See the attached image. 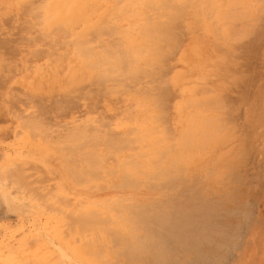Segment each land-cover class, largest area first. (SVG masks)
I'll return each mask as SVG.
<instances>
[{
  "label": "rangeland",
  "instance_id": "374dc122",
  "mask_svg": "<svg viewBox=\"0 0 264 264\" xmlns=\"http://www.w3.org/2000/svg\"><path fill=\"white\" fill-rule=\"evenodd\" d=\"M258 13H259V15L264 14V12H262V11L258 12ZM16 14H17V12H15V11H13L11 13H7V14L0 13V69L3 67V70H0V165H1L0 167L1 168L4 167V168H2L3 173L0 171V175L4 174L6 172L4 175L5 176L4 180L1 177L2 175L0 176V178H1L0 181H4V182H1V183H3L2 186H4V188H2V186L0 185L1 186L0 187V195H2V197L0 198V264H68V263L69 264H141L140 262L142 261L139 259H136V260L134 259L135 261H133L132 258L127 257V254L123 255V256H126V258H125V257L121 256V252L122 253H125V252H123L120 249H112L113 247L116 246L117 241H119V240H115L114 236L110 237V235L108 234V236H109V237H107L108 239L105 236V238L107 240L104 239L103 243H104V241H105V243L101 244L100 241H102V240L99 241V238L100 237L102 238V236L98 235L99 232H97L98 234H97V237L95 238V236H96L95 231H99V229L94 231L93 229L89 228V230L91 229L92 232L90 231V233H88L89 232L88 229H86V227L84 226L85 227L84 229L87 230L88 232H83V230L82 231L79 230V233H76L78 230L76 232L74 231V233L72 232V228H75V230H76V227H78L77 224L73 225L72 223H75V220H77V219H75L76 214H78L77 211L84 207V204L82 201L97 200V202H100V203H97L95 208L98 209V211L100 212V211H102L100 208L101 205L107 204V203H105V199L109 198L108 199L109 201H113L117 197H120V199L121 198L123 199L124 196H125V198H128V195L130 194V189H129V187H126V186L122 187V185H119V186H118V184L115 185V183L113 181H111L112 182L111 185L112 186L115 185L116 187H110L111 186L110 183L108 184V185H110L109 187L107 184L104 185L105 183L103 184L104 186L103 185L99 186V185H96L94 183H92V184L86 183V184L92 185L90 187L84 183L83 184L79 183L77 178H76V180H73L74 178L72 179V177L70 176V173H69L71 171L68 172V169H65V168H67V166L65 168H63V166H64V162H63L64 160L63 159L64 158H61L63 151L61 152V150L56 148V146H58V147H60V146L56 145L55 139H52L53 142L55 143L54 144L52 142L54 144V145L52 144V146L50 145L51 141L50 142L48 141V138H51V137L53 138L54 136L50 137V135H48L49 137H47L42 131L41 132L44 134L43 136L46 137V139L44 137L45 141L42 140L43 136L38 135V134H41V132L37 133V135L39 137H37V135L35 136V137H37L36 140L29 138L30 135L28 137L26 136L27 135L26 130L29 131V128L31 125L25 126L27 128H25L23 125H22L23 127H21V122H23V120L25 123L26 122L28 123V121L31 123L33 121V119H32L33 117H31V119L28 117L29 114L31 113V111L28 109V107L32 108L33 110L37 109V111L41 110L38 108L43 107L42 108L43 110L39 111L40 114H39V112H37L36 115L39 114V115H43L44 117L43 116L39 117V115H37L39 119L36 117V120H37L36 121L35 120L36 115L34 116L35 111H32V112H34L32 115L34 116V120H35L36 124L40 123L42 121L40 118H43V119L45 118V120H47L50 127L48 125H47V127H45L43 125L41 126V123H40V126L42 128H44V127L48 128L49 127V129H46V130L50 131L51 132V133L49 132L50 134H52L53 132H56V131H54L53 126H55L54 127L55 130H56V125L61 126L60 130H62L63 129L62 126L64 127V126H66V124L71 125V123H74L76 125H79V124L82 125V124H89V123L93 124V122H95L94 123L95 125L94 124L93 125L97 126L98 128H101V126H102L101 122H102V120L104 121V118H105V120H106V118L111 119L110 123H112V124L109 123V125H111L113 127L118 122L117 120H119V116L121 115L120 113L118 114V112L120 111V108L117 105L116 99L114 97L115 93L116 94L121 93V92L129 93V92H134L135 89H136V91L137 90L140 91V89L144 87V89H142L143 91H148V93L150 95L155 94L154 98L157 97L156 98L157 100L163 102L165 100L164 99L165 96H164V98L162 96L165 95V93L164 94L161 93V95H159L160 94L159 91L164 92L166 90L165 91L166 92V98H168V99H166V102L165 101L163 103L161 102L163 108L165 107L161 111H165L166 108L169 109L168 113L169 112L170 113L169 114L167 113L168 116H166V118H170V120L164 119L165 118L164 115H166V114H164L165 112L164 113L161 112L164 114L163 115L164 117L161 116L160 122H163L165 124V126L168 129H170L169 131H171V128H173L172 130L175 132V134H177V133L181 132V130L184 129V127L186 126V123L188 120V113L186 115V114H184V112L189 111V109L184 110V109H182V107L180 108L179 104H181L183 101V100L182 101H180V100H181V98L184 99V97H187V95L189 96L188 91L186 89H188L189 87L193 88V85L195 86L194 89H197L196 91L198 92V94H200L201 91H198L199 88H196L197 85L200 86V89H202L201 88L202 85L203 86L205 85V88L207 85L208 86L207 89L209 88V91L205 92V88H203L204 92L201 94L206 93L204 95H207L208 93H212V95L209 94L210 96H208V95L207 96L212 97V98L214 97L212 99V101L207 105V107L202 108V110H205L203 112V115L208 112L206 115L209 118H206L204 116L205 119H210V117H213L214 119H217V121L219 120V122H220V120H222V122L224 121V125L222 124V122H220V124H222V125L218 124V136L221 137V141H223V142L218 143L219 146L216 149L217 154H219V151H222V153L224 154V157L222 159L216 161L215 159L217 158V155H216V152H214L211 155H209L207 158H204L203 163L204 162H206V163L204 164L203 167H201V169L203 171H201V169H199V166H198V168H196V170H195L196 172L194 174H192V175L188 174L187 175V177L188 176H190V177L187 178L188 181L186 183L194 188V193L192 195L183 194L181 197L180 194L176 193V190L168 189L171 191V192L169 191V194H172V196L175 197V199L170 200V198L168 199V197H166V198L164 197L163 200H160V201H163L164 203L160 202L159 200L154 201V202L153 201L150 202L149 207H154V208H152V209L148 208V209H146V211H149L150 214H154V215L148 216L149 215L148 213L143 214V217H145V218L147 217L148 222H150V223L146 224L145 226H147V225L149 226V224L151 225L152 219L154 220V221H152V223L154 222L153 225L156 223H157L156 225H159V224L161 225V226L159 225L160 228L158 226H156L158 228H156L154 226L155 227V228L153 227L155 229V230L153 229L154 231L153 230L150 231L152 229V227H149L150 229L145 227V230L148 229V231H150L151 234L155 233L156 231H159V230L162 231V229L164 228L165 224H163L164 222H162L160 220L161 217L155 218V216H157L158 214L164 213V211L165 212L167 211L166 212L167 215L164 216L167 219L163 218V221L166 220L165 223L168 220H170V218H172L171 219L172 221H168V222L175 221L176 217L174 215H176V213H177V215H179V213L183 214L182 216H185L187 218L181 219L180 226L182 225L181 227L184 226L185 228L183 227L182 229L177 230L176 234H174V233L170 234L171 231H169L167 227L164 228L165 230L162 231L163 234L166 233V238L168 239L167 240L165 238L166 241H170V240L173 241L171 239V236H172V238L175 237V240L177 239V236H179L182 239V241L179 243V240H180V238H179V239H177L178 243H176L177 241L175 242V240H174L173 244L171 241L168 242V244L173 246L174 248L166 247V249L164 250L165 247L164 248L162 247V249L160 247H157L159 250L156 248L157 252H156V255L153 257L154 259H152V258L150 259L149 258L150 255H147V253H145L143 251L142 252L143 255H146L147 258L144 259V261H142V263L144 264V262H145V264H264V16L262 15L260 18H258V19L256 18L257 20L255 19V21L253 22V25H251V27L249 29V30L253 29L252 33L249 30L246 32V34H240L239 33L240 35H238V36H240V38H238V39H237L238 36L232 35L233 37H230L231 38V39L229 38L230 40L225 39L229 42V44L227 41L225 42V40H222L220 38H216V39H214V41H217L218 45H215V44L207 45L202 51L194 50L192 45H190L191 46L190 47L189 43L191 44L192 38L191 37L189 38V35L184 36L185 32H183L181 27L180 28H181L182 32H179L180 28H179V30H177L178 26H175L177 28V29H175V27L172 25L174 29H172V26H171V29H169V31L172 32L171 34H173V33L175 34V35H173L174 38L176 36H178V38L181 37L182 33H183L184 37H181L180 39L177 38L178 41L181 42V44L178 43L176 48H171L170 52L171 53H173L174 51L175 52H174V57L171 54L172 56H170L171 57L170 61L173 60V62H174V60H175V62H177L176 61L177 58H179L181 56L179 58L180 60L178 59L177 63L168 62L169 64L167 65V68L165 69V70H167L166 72H168V73L164 72L165 76L166 75L167 76L165 77L164 73H163V75H161L162 78H160L159 74H158L155 77H153L154 83L151 81L150 84H146L147 86L145 84H139L138 83L136 88H134L135 86H133V84L136 85L137 83H135L134 81H129V80H121V82L112 80L109 82V84H107V83H105V84L104 83H94L93 84L92 82L91 83L90 82L89 83L84 82L85 84L82 83V84L76 85L75 88H73L75 85H72L71 86L72 88L67 87L66 90H64L61 87H55V89L51 90V92H49V90H44L40 94L39 91H34V90L30 89L23 82V79L25 78L26 72L23 70L22 67H21L22 71L20 69V66H22L20 59L22 57L23 49L28 44H30L29 41L32 39L33 33L30 31H25V30L23 31L22 29H20V27H17L14 25L15 23H17V21L15 19ZM254 23H256V25ZM2 26H6V27L1 28ZM252 27H255V28H252ZM247 33H249V35ZM179 34H180V36H179ZM30 35H31V37H30ZM242 35H244V36H242ZM245 36L247 38H245ZM235 37H236L237 41L233 42L232 45L230 46V43L232 42V40ZM241 37H243L244 39H241ZM3 38H4V40H3ZM182 38H184V39H182ZM187 39H189V40H187ZM238 40H241L242 42H240ZM218 41H220L221 44H219ZM171 43H169V44H171ZM185 43H187V44H185ZM207 43L208 42H205V44H207ZM238 43H239V45H238ZM224 45H225V47H227L228 52H227V49L224 47ZM171 46H172V44H171ZM188 46L191 49H193L194 52H193V50L191 51ZM220 46H222V47H220ZM169 47H170V45H169ZM180 47L184 50V52H181L183 50H181ZM206 48H209L210 50L209 49L207 50ZM211 48H213L215 50V52H213V49H211ZM173 49H174V51H173ZM238 49H241V50L238 51ZM245 50H247V51L245 52ZM176 51H177V53H176ZM192 52L196 56H199L197 58V60H192L194 57H196V56H193ZM234 52H235V54H234ZM180 53H182V54L180 55ZM227 55L229 57H227ZM183 56H185V57H183ZM187 58H189L191 62ZM227 58H230V59L227 60ZM186 59L188 62L186 61ZM235 60H237V61L235 62ZM196 62H198V63H196ZM180 64H182V65L180 66ZM191 64L193 67L190 66ZM186 65L189 67H187ZM196 65H198V66H196ZM9 66H12V67L7 69V67H9ZM171 66H172V68H173V66H175V67L172 70H170ZM196 67H198V68L201 67V69H203V71L201 69L196 68ZM12 68H13V70H12ZM183 69H185V71ZM200 70H201V72L199 74ZM176 71H177V73H176ZM180 71H181V73L183 72L182 73V75H184L183 79H179V76H178V78L176 76L177 74L180 73ZM195 71H197V72H195ZM206 71H208V72H206ZM209 71H211V72H209ZM7 72H8V74H7ZM196 73H198V74H196ZM201 75L204 77H202ZM208 75H209V77H208ZM175 76H176V78H175ZM189 76H191V77L188 79V82L187 83L183 82V81L187 80V79L185 80L184 78H188ZM157 77H159V78H157ZM192 77H194V78L192 79ZM157 79H159V80H157ZM173 79L174 80L178 79V80L174 81ZM179 80H181L183 82V84ZM194 81H196L195 84H194ZM175 82H176V84H175ZM189 82L193 83V84L191 85ZM177 83H181V84H177ZM188 83L190 85H187ZM1 84H3V85H1ZM16 85H18V86H16ZM120 85H122V86L120 87ZM155 85H156V87L153 88ZM82 86H84V87H82ZM149 87H151V88H149ZM182 87H184V89H182ZM81 88L84 91L89 90V93L87 91L84 92ZM106 88L111 90V91L107 92L108 94L105 91ZM174 88H176V89H174ZM180 88L183 91H181ZM14 89L16 92L19 91L18 92L19 95L17 94V96H15L16 93H15ZM60 90H62V91H60ZM76 90H77V93L79 94L78 97L82 96V93L78 92L79 90H82V92L85 95L87 94V97L85 99L86 100L88 99V100L84 101L81 97V100L79 98V100H80L79 101L78 98H76L77 97ZM103 90L105 91V93L103 92ZM154 90H156V91L154 92ZM67 91L68 92L70 91L71 94H73L72 91H74L75 96H76L75 97L76 100H75V98H73L74 96H70V93H68ZM176 91H177V93H176ZM186 91H187V93H184ZM21 92L23 94L25 93L29 96V97L25 96L26 98L28 97L27 99L31 100V102L28 103L29 105L31 103H33L34 101H35V104H37V105L35 106L34 103L31 104L32 106L31 105L28 106V104L25 105V103H24L25 106L21 105V103H23V102H26V103L28 102L26 100L22 101L25 99V97L24 98L21 97V94H20ZM62 92H66V93H63V96H62ZM101 92H102V94H101ZM47 93H48V95H47ZM67 93L69 96L66 95ZM167 93H168V97H167ZM23 94H22V96H24ZM31 94H32V96H31ZM34 94L37 97H35ZM80 94H81V96H80ZM156 94H157V96H156ZM180 94H182V95H180ZM185 94H187V95H185ZM85 95H83V97H85ZM88 95H91V96L88 97ZM98 95H100V96H98ZM158 95H159L160 99L158 98ZM171 95L173 96L172 98L170 97ZM177 95L178 96L180 95V97H177ZM13 96L15 97V99H13ZM200 96H203V95H200ZM5 97H7V98H5ZM11 97H12V100L10 99ZM30 97L31 98L33 97V99H31ZM38 97L39 98L44 97V100L46 102H42L43 99H38ZM161 97L164 100H162ZM100 98L102 100V104L101 103L97 104L98 100L101 101ZM169 98H171V100ZM187 98H185V99H187ZM19 99H21V100H19ZM72 99H74V100H72ZM40 100L43 104L40 102ZM82 100H83V102H82ZM94 100L96 101V103H94V105H90L91 102L93 104ZM167 100H168V102L169 101L170 102L168 103ZM68 101L71 104V106L69 108L67 106V104H69ZM176 101H177V103H176ZM184 101H183V103L186 104L187 102L186 101L184 102ZM74 102L79 103L78 106H76L77 104L76 103L74 104ZM89 102H90V104H89L90 106L87 105V103H89ZM48 104H50V106ZM72 104L74 105V107L72 106ZM85 104H86V106H85ZM95 104H97V105H95ZM163 104H165V105H163ZM12 105H13V107H12ZM20 105L23 106V108L20 107ZM38 105H40V106L38 107ZM43 105L44 106L46 105L45 106L46 108ZM108 105H110V107ZM112 105L114 107L115 106L116 107L114 108ZM177 105H179V106H177ZM87 106H89V107H87ZM96 106L98 107V109ZM125 106H127V105H125ZM208 106L210 108H208ZM105 107H107V109ZM112 108H114V110H112ZM179 108L181 110H183L184 112L179 110ZM13 109L14 110L17 109V110L14 111ZM102 109H105V111H103ZM167 109H166V111H167ZM209 109H211V110H209ZM23 110L24 111L26 110L25 113H28L29 111L30 112H29L28 116L21 119L20 117L21 116L24 117V115L20 113L21 116L19 115L20 116L19 117L18 114L16 115V113L18 111L21 112ZM101 110L104 112V115L106 114V112L109 115L107 114L108 116L105 117L106 115L105 116L102 115L103 112ZM89 111H90V113H89ZM99 111L102 113L99 114L100 113ZM13 112L15 113L14 115H16V117L13 115ZM181 113H183V114H181ZM50 114H51V116H50ZM94 114H95V116L93 117ZM96 114H99L101 116L96 115ZM210 114L212 116H210ZM88 115L90 116L89 118H88ZM177 115L178 116L181 115L180 119L183 118L184 120L185 119L186 120L185 121L183 119L180 120ZM184 115L186 117H183ZM82 117H84V118H82ZM96 117H97V119H96ZM100 117H102V118H100ZM172 117H174V118H172ZM26 118H28L32 121H30L28 119L26 121L25 120ZM49 119H50V121H53L52 123H54L55 125L52 126V123L49 121ZM100 119H101V122L99 121ZM175 119H179V121H176ZM88 120L91 122H89ZM96 121H98V123H101V124L98 125V123ZM169 121H170V127H169ZM172 121H173V123H172ZM45 122L43 121L42 124H44ZM182 123H183V125H182ZM44 125H46V124H44ZM89 126H90V124H89ZM178 126H180V127H178ZM50 128H51V130L53 129L52 130L53 132L50 130ZM105 128H106V126L103 125V127L101 129H104V131H106ZM225 128H227V133H225L226 132ZM40 130L41 129L39 127V131ZM18 131H19V133H18ZM39 131L36 130V132H39ZM61 132L58 131L57 134H59ZM63 132H64V129H63ZM33 134L35 135V133H33ZM33 134L31 136H34ZM53 134H56V133H53ZM63 134H65V132ZM66 135L69 136V133H66ZM54 138H58V137L55 136ZM44 145L48 146V147H45ZM65 149H67V148H65ZM68 149H70V148H68ZM229 149H230V151H229ZM62 150H63V148H62ZM226 151L228 152L227 154L225 153ZM50 153H52V154H50ZM54 158L57 161L56 160L53 161ZM11 159H15V160H12L14 162L11 161L10 165H9V161ZM60 159H62V160H60ZM108 159H111V157H109ZM28 160L32 161V164H30L31 162L26 164ZM111 160H113V158ZM17 161H19V163L21 161L22 167H21V165L18 164ZM14 163H16V164H14ZM33 164H35L36 166L34 169H31L32 167H30V166H32ZM6 165H9V168L7 167V169H9L10 171L5 168ZM10 166L13 168H11ZM215 166L220 170V172L222 171L221 172L222 174L219 177H216V176L211 174V172H213V170L215 171V168H216ZM15 167H18L17 168L18 170H16ZM33 167H34V165H33ZM40 168L44 172L42 170H41L42 171L41 172ZM4 169L7 171H5ZM15 171H18V172H15ZM29 171H31L32 174H30L31 172H29ZM33 172H34V174H33ZM10 173H11L10 176L12 178H10V176L8 178V175ZM17 173H19V174L17 175ZM68 173H69V175H68ZM29 174H30V176H29ZM45 174L49 178L47 176H45ZM20 175L22 176L23 179L25 177L27 178L28 181H26L25 184H24V182H22L23 180H22V178H20L21 177ZM40 176L42 177V180L46 178L47 181L45 179L43 181L41 180V182H38L39 180L37 181L36 179H40L41 178ZM44 176H45V178H44ZM30 177L31 178L35 177V178H33L34 180L31 181L32 179ZM5 178L7 180H5ZM10 179H11V181H10ZM20 180H22V181H20ZM35 181H37V182H35ZM44 181H46V182L44 183ZM18 182H20V183H18ZM21 182H22V184H21ZM31 182H33V183H31ZM28 183H29V186L32 184V186H34L33 188L36 187L38 190L36 188H35V190H37V192L39 191L40 194L42 193L41 194L42 196H39L36 193V191H33L34 189H32L31 186L30 187L28 186L29 187L28 188L27 187ZM52 183H54L55 188L53 187ZM36 184H37V186H36ZM50 184L52 185L51 188H50V186H51ZM193 184H194V186H192ZM38 185H41V186L44 185V186L41 187ZM101 186L104 189H102ZM7 187H8V189H6ZM21 187H23V188H21ZM100 187L102 190H100ZM117 187H119V188H117ZM27 188H28V191L30 193L25 191ZM46 188H50L51 190L47 191ZM17 189H19V190H17ZM54 189H55V191H54ZM51 191H52V193H51ZM53 192H54V195H52V196H54V197L47 195V194H53ZM5 194H6V196H5ZM55 195H57V196L55 197ZM59 195H60V197L62 195V197L60 198ZM27 196H29V197H27ZM107 196H109V197H107ZM162 196H164V194H162ZM15 197H17V198H15ZM92 197H93V199H91ZM43 198H45V199H43ZM27 199H28V201H27ZM165 199H167V200H165ZM42 200H44L45 202L47 201V202L44 204L43 203L44 201H42ZM128 200H131V199H128ZM63 201H64V205L62 203ZM138 201H141V202L144 201L145 202L144 198H141V199H137V201H134L135 202L134 204L136 205L137 203H139ZM33 202H35V203H33ZM52 202H54V203H52ZM26 203H27V205H26ZM6 204H7V206H6ZM72 204L74 205L75 208H73ZM46 205H48V206H46ZM65 206H67V207H65ZM173 206H175L177 208H175ZM68 207H72V208L70 209ZM49 210H50V212H49ZM152 210L155 212H153ZM159 210H161L162 212ZM58 212H59V214H58ZM61 213H62V215H61ZM72 213L75 217L72 216ZM80 213H82L81 210H80ZM71 217H73V219H75V220H73V222H71V224H70V222L68 223V221H70L69 219H71ZM79 217L80 216H77V218H79ZM102 218L104 219L103 213H101V219ZM62 221H64L65 223H63ZM79 221H81V220L78 219V222ZM110 221H111V217L107 216L106 217V224L111 225ZM157 221L158 222L161 221L162 224L158 223ZM187 221H189V222L185 223ZM168 222H167V224H168ZM182 222H184L183 223L184 225L182 224ZM61 224H62V226H61ZM64 224H66V225H64ZM167 224H166V226H167ZM195 224H196V226H195ZM68 225H71L70 226L71 227L70 233L72 232L73 235L72 234L69 235V229H67V228H69ZM186 225H189L188 228H186ZM197 225H199L200 227H197ZM59 226H60V228H59ZM64 227H65V229H64ZM79 228L80 227H78V229ZM185 229H186V231H185ZM188 229L192 230L194 233H191V231L187 232ZM64 230L66 232H64ZM196 230H198V232H197L198 234L196 233ZM161 231H159V233L157 234L158 237L160 235V238L163 237V236H161L162 234H160ZM166 231H168V232H166ZM199 232H201V233H199ZM83 233H87V236L88 235L92 236L94 234V236H92L93 239L91 236H88L89 239H87L88 237L86 236V234H84L85 236L82 237L83 243L87 244V243H89V240H90V242L94 245L90 246L91 245L90 243H89V246H88V244L87 245L81 244L82 243L81 242V236L83 235ZM189 233H191L193 237L190 236V239H186L185 236L191 235ZM80 234H81V236H80ZM147 234L150 235L149 233H147ZM101 235H103V233H101ZM169 235H171V236H169ZM173 235H174V237H173ZM67 236H70V237H67ZM75 236H76V238H75ZM98 236H99V238H98ZM167 236H169V237H167ZM103 238H104V236H103ZM125 238H127V237L126 236L123 237V239H125ZM194 238H197L198 240H200L199 242H201V243H198V242L194 243V241L196 240ZM96 239L98 240V243L100 242L99 244L103 245L101 247L99 246L101 248V250L95 244L97 241ZM120 239H121V237H120ZM157 239H159V238H157ZM153 241H157V240H155L153 238ZM185 241H187L186 242L187 245L186 244L184 245ZM80 245H82L83 247ZM62 249H63L64 253H62L63 252ZM167 249L168 250L171 249L170 253L167 251ZM112 250L116 251V253H118L116 255H119V257H118L119 259L117 258V256L112 257L113 256ZM119 251H121V252L119 253ZM198 251H200V252H198ZM148 253H151V251L149 250ZM61 254H63V256ZM65 255H67V256H65ZM183 256H185V257L183 258ZM101 257H102L101 260L103 262L100 261V259H98ZM121 257H123V258H121ZM124 258H125V260H124Z\"/></svg>",
  "mask_w": 264,
  "mask_h": 264
},
{
  "label": "bare ground",
  "instance_id": "6f19581e",
  "mask_svg": "<svg viewBox=\"0 0 264 264\" xmlns=\"http://www.w3.org/2000/svg\"><path fill=\"white\" fill-rule=\"evenodd\" d=\"M13 11L17 12L16 17H15L17 23H15L14 25L17 27H20V29H22L23 31L25 30V31H30L33 33V37L29 41L30 44H28L23 49L22 57L20 59V61L22 63V66H20V69L22 67L23 70L26 72V75H25V78L23 79V82L30 89H32L34 91H39V93L41 94L42 91H44V90H49V92H51V90L55 89V87H61L64 90H66L67 87L72 88L71 86L75 85L73 87V88H75L76 85L82 84L84 82L85 83L86 82H88V83L92 82L93 84L94 83H104V84L107 83V84H109V82L112 80L119 81V82H121V80H129V81H134L135 83H137L136 85L133 84V86H135L134 88H136L138 83L139 84H145V85L150 84L151 81L153 82V79H154L153 77H155L156 75L159 74V77L162 78L161 75H163L164 72L168 73V72H166L167 70H165L167 68V65L169 64L168 62H170V63L175 62V60H174V62H173V60L170 61L171 60L170 56L173 55V57H174L175 51H174V49H173V51H174L173 53H171L170 51H171V48H176L178 43L181 44V42H179L178 39H180L181 37H184L186 35H189V38L190 37L192 38L191 44L189 43V46L192 45V47L196 51H202L207 45H210V44L218 45L217 41H214V39H216V38H220L222 40H225V39L228 40L230 37H233L232 35L238 36L240 34H246V32L250 29L251 25H253V22L255 21V19L260 18L262 15L264 16V14L259 15V13H258L261 11L264 12V0H0V13L7 14V13H11ZM254 24L256 25V23H254ZM172 25L174 27L178 26V29L175 27V29H177V30H179V28L181 27L183 32H185V35L183 36V33H182L181 37L178 38V36H176L175 37L176 39H175L173 36L175 34L174 33L171 34L172 32L169 31V29H171ZM173 26H172V29H174ZM4 27H6V26H2L1 28H4ZM181 28H180L179 32H182ZM252 28H255V27H252ZM252 30H249V31H251V33H252ZM180 34H179V36H180ZM247 34L249 35V33H247ZM242 36H244V35H242ZM30 37H31V35H30ZM238 38H240V36H238L237 39ZM245 38H247V37L245 36ZM182 39H184V38H182ZM234 39L232 40V42L230 41L231 42L230 46L232 45L233 42L237 41L236 37ZM241 39H244V38L241 37ZM3 40H4V38H3ZM187 40H189V39H187ZM227 40H225V42ZM220 41H218L219 44H221ZM238 41L242 42L241 40H238ZM205 42H208V43L205 44ZM169 43H171L172 46ZM185 44H187V43H185ZM228 44H229V42H228ZM169 45H170V47H169ZM238 45H239V43H238ZM222 46H220V47H222ZM224 47H225V45H224ZM209 48H206V49L208 50ZM225 48L227 49V47H225ZM211 49H213V48H211ZM181 50H183V49L181 48ZM190 50L192 51L193 49L190 48ZM194 50H193V52H194ZM239 50H241V49H238V51ZM246 51L247 50H245V52ZM181 52H184V50ZM193 52H192V54H193ZM213 52H215L214 49H213ZM227 52H228V49H227ZM176 53H177V51H176ZM181 54L182 53H180V55ZM234 54H235V52H234ZM193 56H196V55L193 54ZM183 57H185V56H183ZM198 57L199 56H196L192 60H197ZM227 57H229V56L227 55ZM179 58H177V60H176L177 62H178ZM187 59H189V58H187ZM187 59H186V61H187ZM228 59H230V58H227V60ZM189 61H190V59H189ZM236 61L237 60H235V62ZM177 62H175V63H177ZM196 63H198V62H196ZM181 65L182 64H180V66ZM190 66H192V64ZM196 66H198V65H196ZM11 67L12 66H9V67H7V69H9ZM174 67L175 66H173V68ZM187 67H189V66H187ZM173 68L171 66L170 70H172ZM196 68H198V67H196ZM198 69H201V67ZM0 70H3V67ZM12 70H13V68H12ZM183 70L185 71V69H183ZM201 70L203 71V69H201ZM201 70L199 71V74H200ZM21 71H22V69H21ZM177 71H176V73H177ZM195 72H197V71H195ZM206 72H208V71H206ZM209 72H211V71H209ZM165 73H164V76H165ZM182 73L180 71V73L176 75L177 78L179 76V79H183L184 75H182ZM7 74H8V72H7ZM196 74H198V73H196ZM176 76H175V78H176ZM159 77H157V78H159ZM190 77L191 76H189L188 78H184L185 80L186 79L187 80L183 81V82L187 83L188 79ZM202 77H204V76H202ZM208 77H209V75H208ZM193 78L194 77H192V79ZM157 80H159V79H157ZM175 80H178V79H175ZM179 81L182 82L181 80H179ZM196 81H194V84ZM183 82H182V84H183ZM189 83L187 85L193 84V83H190V84ZM175 84H176V82H175ZM177 84H181V83H177ZM1 85H3V84H1ZM18 85H16V86H18ZM121 86L122 85H120V87ZM82 87H84V86H82ZM155 87H156V85L153 88H155ZM207 87H208L207 85H206V88H205V85L204 86L202 85L201 86L202 89H200V86L197 85L196 88H199L198 91H201V93H203L204 92L203 88H205V92L209 91V88L207 89ZM149 88H151V87H149ZM194 88H195V86L193 85V88L189 87L188 89H186L188 91L189 96L187 94H185V95H187L188 98L183 96L184 99L181 98V100H180V101L185 100L187 102L186 104H184L182 101V103L184 105L182 103L179 104L180 108L182 107V109H184V110L189 109V111L184 112L183 110H181L179 108V110L183 111L184 114L187 115V113H188V120H187V123L185 122L186 126L185 127L183 126L184 129H182L181 132H179L177 134H175V132L172 130L173 128H171V131H169L170 129H168L163 122H160L161 116H163L164 114H166V115H164L165 116L164 119L170 120V118H166V116H168V114L170 113V112L168 113L169 109L166 108L167 111H166V109H165V111H161L162 109L165 108V107L163 108L162 103L164 101L166 102V99H168V98H166V92H165L166 90L163 92V91H159L160 89L158 90L160 92L159 95H161V93H163V94L165 93V95L162 96L163 98L165 96V98H164L165 100L162 99V97H161V99L164 100L163 102L157 100L156 99L157 97L154 98L155 94L150 95L148 93V91H143L142 89H144V87L141 88L140 91H138V90L136 91V89H135L134 92H129V93L121 92V93H117V94L115 93L116 95L114 94V97L116 99L117 105L120 108V111L118 112V114L119 113L121 114L119 116V120H117L118 122L112 127L111 125H109L111 119L106 118V120L107 119L109 120V121L108 120L106 121L104 118V121L102 120V122L100 119L99 121L102 124L98 123V121H96L98 123V125L99 124L102 125L101 128L103 127V125H105L107 128V129L105 128L106 131H104V129L98 128L97 126H94L95 122H93L94 125L92 123H89L90 126H89V124H82L83 126L85 125L84 127L80 124L76 125L74 123H71V125L66 124V126H64V127L62 126V128L64 129V132H65V134H63L64 133L63 129L60 130L61 126L56 125V130H55V128H54L55 126H53L55 124L52 123L53 121H50V119H49V121L52 123L54 131H56V132H53L52 131L53 129L51 130V128H50V130L53 133H56V134H53V133L50 134L51 132L46 130V129H49L50 126H49L47 120H45V118L44 119L40 118L42 120V121L40 120L41 121L40 123H41V126L43 125V126L47 127V125H48L49 126L48 128H45V127L42 128L40 126V123H37V124L35 123L36 117L38 118L37 115L40 114L39 111L43 110L42 109L43 107L38 108V109H41L39 111H37V109L33 110L32 108L28 107V109L31 111L30 114H29L30 111L28 113H25L26 110L25 111L23 110L21 112L18 111L16 113V115L18 114V116L19 115L21 116V114L24 115V117L19 116L21 119L28 116V114H29L28 117L30 119H31V117H33L32 118L33 121L28 119V118L25 119L26 121H27V119L32 121L31 123L29 121H28V123L27 122L25 123L24 120H23V122L20 121L21 127L31 125L29 128V131L26 130V134H27L26 136L27 137L30 135L29 138H32L35 140L37 137H39L38 135L43 136L44 134L47 137H49L48 135H50V137L51 136L58 137V138H54V137L48 138V141L49 142L51 141L50 145L52 146V144L54 143L52 139H55L56 145H59L61 147L60 148V147L56 146V148L61 150V152L63 151L62 152L63 156L61 155V158H64L63 159L64 160L63 161L64 162L63 168H65L67 166V168H65V169H68V172L71 171L69 173H70V176L72 177V179L74 178L73 180H76V178H77L79 183H82V184L83 183L84 184L94 183V184L99 185V186L103 185L104 183H105L104 185H106V184L108 185L109 183L111 185V183H112L111 181H113L115 183V185H117V184H118V186L122 185V187L126 186V187H129V189H130V194L128 195V198H125V196L123 197V199L122 198L120 199V197H117V198H115L116 200L114 199L113 201H109L108 200L109 198L105 199V203H107V204L101 205L100 208L102 211H100V212L98 211V209L95 208L96 204L100 203V202H97V200L82 201L84 204V207L82 209H80L82 211V213H80V210L77 209L79 211L78 212L76 210L78 214H76L75 219H77V220H75V219H73V217H71V219H69L70 221H68V223L70 222V224H71V222H73V220H75V223H72V224L73 225L77 224L78 227H80L78 229V227L75 226L76 230H75V228H72L73 233H74V231L76 232L77 230L78 231L76 233H79V230H81V231L83 230V232L89 231L88 233H90V231L92 232L91 229H93L94 231L99 229V231H95L96 233L95 232L94 233L96 235L95 238L97 237V234H98L97 232H99L98 235L102 236V238L104 236L103 239L101 237L99 238V236H98L99 241L102 240V241H100L101 244L103 243L104 239L105 240L108 239L107 238V237H109L108 234L110 235V237L114 236V239L119 240L120 242L117 241L116 246L113 247L112 249L122 250L125 253H122L121 251H119V253L121 252V256L127 254V257L132 258L133 261H135L136 259L144 261V259H146L147 256L143 255V253H142L143 251L145 253H147V255H150V257H149L150 259L151 258L154 259L153 257L156 255V252H157L156 248L157 247H160L161 249H162V247L163 248L165 247L164 250L166 249V247L174 248L173 246L168 244V242H170L171 240L166 241V239H167L166 233L163 234L162 231L165 230L164 228L167 227L168 230L171 231L170 234H173V233L176 234L177 230H180L184 227V226L181 227L182 225L180 226L181 219H183V218L186 219L187 217L182 216L183 214H180V213H179V215H177V213H176V215H174L176 217L175 221L168 222V221H172L171 220L172 218H170V220L167 221L168 222V224H167V222L165 223L166 220L163 221V218L167 219L166 217H164L167 215L166 214L167 211L166 212L164 211V213H161V214H158L157 216H155V218L161 217L160 220L162 222H164L163 224H165L162 231L159 230V231H161L160 232V234H162L161 236H163L160 238V235H159V237L157 235L159 233V231H156L157 233L155 232L152 234L150 231H152L156 226H158L160 228L161 225L160 224H159L160 226L156 225L157 223L153 225L154 222L152 223V221H154V220L152 219L151 220L152 226L150 224H149V226L148 225L145 226L146 224H148L150 222H148L147 217L146 218L143 217V214L148 213L149 214V215L147 214L148 216L154 215V214H150L149 211H146V209H148V208L149 209L154 208V207H149V204L152 201L153 202L157 201V200L160 201V200H163L164 197L165 198L168 197V199L170 198V200L175 199V197H173L172 194H169L170 190H168V189L176 190V193L180 194L181 197L183 194L192 195L194 193V188L186 183L188 181L187 178L190 177V176L187 177V175L188 174L189 175L194 174L196 172L195 170H196V168H198V166H199V169H201V167H203L204 164L206 163V162L203 163L204 158H207L209 155L216 152V149L219 146L218 143L223 142V141H221V137L218 136V124H220V122H222V120H220V122H219V120L217 121V119H214L213 117H210V119L212 118L211 120L205 119V117L209 118L206 115L208 113L207 111H206L207 113L203 115V112L205 110H202V108H206L207 105L214 98V97L213 98L208 97V96L212 95V93L207 92L208 96L204 95L206 93L198 94V92L196 91L197 89H194ZM174 89H176V88H174ZM182 89H184V87H182ZM82 90H79L78 92L82 93V96H81V94H80V96L85 101L87 94L85 95L82 92ZM180 90H181V88H180ZM14 91H15V89H14ZM60 91H62V90H60ZM86 91L89 93V90H85L84 92H86ZM105 91L107 93L108 91H111V90L106 88ZM105 91L103 90L104 93H105ZM155 91L156 90H154V92ZM181 91H183V90H181ZM187 91L184 93H187ZM18 92L15 91V93H16L15 96H17ZM72 92H73V94H71L70 91L68 93H70V96H74L73 98H75L76 97L75 92L74 91H72ZM63 93H66V92H62V96H63ZM68 93L66 95H68ZM76 93H77V90H76ZM176 93H177V91H176ZM20 94H21V97H23V98L25 96H28L27 94H25V93L23 94L22 92ZM22 94L24 96H22ZM101 94H102V92H101ZM47 95H48V93H47ZM76 95H77L76 98H78V100L80 98V100H81V97H78L79 94L77 93ZM83 95H85V97H83ZM159 95H158V98H159ZM180 95H182V94H180ZM180 95L179 96L177 95V97H180ZM200 95H203V96H200ZM31 96H32V94H31ZM89 96H91V95H88V97ZM98 96H100V95H98ZM156 96H157V94H156ZM35 97H37V96L35 95ZM167 97H168V93H167ZM170 97L172 98L173 96L171 95ZM5 98H7V97H5ZM27 98L25 97V99L22 101L26 100L28 102L27 103L23 102V103H21V105L25 106L29 102H31V100L27 99ZM76 98H75V100H76ZM171 98H169V99L171 100ZM185 98H187V99H185ZM10 99L12 100V97ZM13 99H15L14 96H13ZM31 99H33V97ZM38 99L44 100V97L43 98L38 97ZM19 100H21V99H19ZM43 100H42V102H46L45 100L44 101ZM72 100H74V99H72ZM83 100H82V102H83ZM100 100H101V98H100ZM177 101H176V103H177ZM40 102H41V100H40ZM167 102H168V100H167ZM24 103H25V105H24ZM33 103L35 104V101ZM33 103H31V104H33ZM68 103L69 104H67V106L69 108L71 106V104L69 101H68ZM75 103L76 102H74V104ZM94 103H96L95 100H94L93 104H92V102H91V104L89 102V103H87V105H89V104L94 105ZM100 103L102 104V100L97 101V104H100ZM76 104H77L76 106H78L79 103H76ZM97 104H95V105H97ZM21 105H20V107L23 108V106H21ZM30 105L28 104V106H30ZM36 105L37 104H35V106ZM48 105L50 106V104H48ZM125 105H127V106H125ZM163 105H165V104H163ZM179 105H177V106H179ZM39 106L40 105H38V107ZM72 106L74 107L73 104H72ZM85 106H86V104H85ZM89 106H87V107H89ZM108 106L110 107V105H108ZM12 107H13V105H12ZM105 108L107 109V107H105ZM114 108H112V110H114ZM208 108H210V107L208 106ZM97 109H98V107H97ZM16 110H14V111H16ZM102 110L105 111V109H102ZM209 110H211V109H209ZM32 111H35V113ZM90 111H89V113H90ZM37 112H39V114L36 115ZM102 112H100L99 114H101ZM161 112H163V113L165 112V113L163 114ZM33 113H34V116L36 115L35 120H34V116L32 115ZM14 114L15 113L13 112V115ZM99 114H96V115H99ZM107 114L108 113L106 112V114H105L106 116H105L104 112H103L102 115L107 117L109 115V114L108 115ZM181 114H183V113H181ZM16 115H14V116L16 117ZM40 116L42 117L43 115H39V117ZM50 116H51V114H50ZM94 116H95V114L93 115V117ZM99 116H101V115H99ZM180 116H178L179 119H180ZM210 116H212V115L210 114ZM89 117L90 116L88 115V118ZM97 117H96V119H97ZM183 117H186V116L184 115ZM82 118H84V117H82ZM100 118H102V117H100ZM172 118H174V117H172ZM179 119H175V120L179 121ZM181 119H183V118H181ZM43 121L44 122L46 121L44 123L46 125L42 124ZM89 122H91V121H89ZM172 123H173V121H172ZM110 124H112V123H110ZM222 124L224 125V121L222 122ZM222 124H220V125H222ZM182 125H183V123H182ZM39 127L41 129L40 131H39ZM169 127H170V121H169ZM178 127H180V126H178ZM25 128H27V127H25ZM225 129H226L225 133H227V128H225ZM36 130L39 132H36ZM19 131H18V133H19ZM58 131H60V132L62 131V132L57 134ZM40 132H41V134L37 135V133H40ZM33 133H35V135ZM66 133H69V136H67ZM32 134L34 136H31ZM36 135H37V137H35ZM44 137L45 136L42 137V140L45 141L46 137H45V139H44ZM45 147H48V146H45ZM62 148H63V150H62ZM65 148H67V149H65ZM68 148H70V149H68ZM229 151H230V149H229ZM221 153H222V151H219V154H217V152H216V155H217V158L215 159L216 161L220 160L224 157V154L223 153L221 154ZM225 153L227 154L228 152L226 151ZM50 154H52V153H50ZM109 157H111V159L113 158V160L108 159ZM12 160H15V159H11L9 161V165H10V162ZM55 160L56 159L54 158L53 161H55ZM60 160H62V159H60ZM12 162H14V161H12ZM17 162L22 167L21 161H20V163H19V161H17ZM29 162H31L30 164H32V161H29V160L27 161L26 164H28ZM14 164H16V163H14ZM9 165H6L5 168L6 169H7V167L9 168ZM33 165H34V167H33ZM33 165L30 166V167H32L31 169H34L36 166L35 164H33ZM13 167H11V168H13ZM2 168H4V167H2ZM2 168L0 167V169H1L0 171L3 173ZM15 168H16V170H18L17 169L18 167H15ZM41 168H40V171L43 169V168L42 169ZM7 170H9V169H7ZM7 170H5V171H7ZM201 171H203V170L201 169ZM15 172H18V171H15ZM29 172H31V171H29ZM221 172L216 167L215 171L213 170V172H211V174L216 176V177H219L222 174ZM5 173L1 174L2 176L0 175L3 178V180L5 177L4 176ZM69 173H68V175H69ZM18 174L19 173H17V175ZM30 174H32V172ZM30 174H29V176H30ZM33 174H34V172H33ZM10 175H11V173L8 175V178ZM45 176H47V175L45 174ZM45 176H44V178H45ZM10 178H12V177L10 176ZM20 178H22V176ZM33 178H35V177H33ZM33 178H31L32 179L31 181L34 180ZM45 179H43V180H45ZM0 180H1V178H0ZM5 180H7V179L5 178ZM22 180H20V181L24 182V184L26 183V181H28L26 177L24 179L22 178ZM36 180L37 181L39 180L38 182H41L42 177L40 179H36ZM10 181H11V179H10ZM37 181H35V182H37ZM46 181H47V179H46ZM46 181H44V183ZM1 182H4V181H0V185L2 186L3 183H1ZM22 182H21V184H22ZM18 183H20V182H18ZM31 183H33V182H31ZM52 184H53V187L55 188L54 183H52ZM86 185H88L90 187L92 186L89 184H86ZM110 185H108V187ZM115 185L114 186L111 185L110 187H116ZM28 186H29V183L27 184V187ZM30 186L32 189H34L33 191H36V193L39 196H42L41 195L42 193L40 194L39 191L37 192L38 189L36 187L35 188L37 190H35V188H33L34 186H32V184ZM36 186H37V184H36ZM38 186H41V185H38ZM42 186H44V185H42ZM192 186H194V184ZM51 187H52V185L50 186V188ZM101 187H100V190L104 189L103 187L101 189ZM2 188H4V186H2ZM21 188H23V187H21ZM28 188L25 191L29 192ZM50 188H46L47 191L51 190ZM117 188H119V187H117ZM6 189H8V187ZM19 189H17V190H19ZM54 191H55V189H54ZM51 193H52V191H51ZM162 194H164V196H162ZM47 195L52 196V195H54V192H53V194H47ZM57 195H55V197ZM5 196H6V194H5ZM1 197H2V195H0V198ZM27 197H29V196H27ZM52 197H54V196H52ZM59 197H60V195H59ZM61 197H62V195H61ZM107 197H109V196H107ZM15 198H17V197H15ZM141 198H144L145 202L144 201L143 202L138 201L139 203H137L135 205L134 201H137V199H141ZM43 199H45V198H43ZM91 199H93V197ZM128 199H131V200H128ZM165 200H167V199H165ZM27 201H28V199H27ZM42 201H44V200H42ZM46 202L44 201L43 203L45 204ZM160 202H163V201H160ZM33 203H35V202H33ZM52 203H54V202H52ZM62 203L64 205V201ZM26 205H27V203H26ZM6 206H7V204H6ZM46 206H48V205H46ZM65 207H67V206H65ZM173 207H175V206H173ZM68 208L71 209L72 207H68ZM73 208H75L74 205H73ZM175 208H177V207H175ZM159 211H161V210H159ZM49 212H50V210H49ZM153 212H155V211H153ZM62 213H61V215H62ZM73 213H72V216H74ZM101 213H103L104 219L103 218L101 219ZM58 214H59V212H58ZM77 216H80L81 218L80 217L77 218ZM107 216L111 217V221H110L111 225L106 224V217ZM78 219H80L81 221L78 222ZM161 221L160 222L157 221V222L162 224ZM62 222L65 223L64 221H62ZM188 222L189 221H187L185 223H188ZM183 223L184 222H182V224ZM166 224H167V226H166ZM196 224H195V226H196ZM64 225H66V224H64ZM61 226H62V224H61ZM70 226L71 225H68L69 228H67V229H69V235L72 234V232L70 233V230H71ZM84 226L86 227V229H88V231L84 229L85 228ZM188 226L189 225H186V228H188ZM145 227H147L148 229H150L149 227H152V229L150 231H148V229L145 230ZM158 227H156V228H158ZM197 227H200V226L197 225ZM59 228H60V226H59ZM89 228H91V229L89 230ZM64 229H65V227H64ZM185 231H186V229H185ZM188 231H191V233H194L192 230L188 229L187 232ZM64 232H66V231L64 230ZM100 232L103 233V235H101ZM166 232H168V231H166ZM197 232H198V230H196V233ZM147 233H149L150 235H148ZM191 233H189V234H191ZM199 233H201V232H199ZM84 234H86V236H87V233H83L82 236L80 234L81 242L83 239L82 237L85 236ZM88 236H91V235H88ZM92 236H94V234ZM105 236L107 239L105 238ZM125 236L127 238L123 239V237H125ZM169 236H171V235H169ZM169 236H167V237H169ZM190 236L193 237L192 234L185 236V237H186V239H190ZM67 237H70V236H67ZM120 237H121V239H120ZM173 237H174V235H173ZM75 238H76V236H75ZM153 238L157 241H153ZM157 238H159V239H157ZM179 238L180 237L177 236V239H179ZM197 238H194L197 240V241L195 240L194 243L195 242L201 243V242H199L200 240H198ZM87 239H89V237ZM92 239H93V237H92ZM171 239L173 240V241H171L173 244L175 237L172 238V236H171ZM177 239L175 240V242L177 241L176 243H178ZM181 241H182V239L180 238L179 243ZM186 242L187 241L184 242V245L185 244L187 245ZM89 243L91 244L90 246L94 245L90 242V240H89ZM89 243H87L88 246H89ZM97 243H98V240L95 243L98 246V248L103 246L99 243H98L99 244L98 245ZM104 243H105V241H104ZM81 244L87 245L86 243H83V242ZM80 246H82V245H80ZM100 250H101V248H100ZM149 250L151 251V253H148ZM170 250L171 249H169V250L167 249V251L169 253H170ZM62 251H63V249H62ZM198 252H200V251H198ZM62 253H64V251ZM116 254H118V253H116V251H113L112 257L117 256V258H118L119 255H116ZM61 255L63 256V254H61ZM65 256H67V255H65ZM123 257L126 258V256H123ZM123 257H121V258H123ZM184 257L185 256H183V258ZM125 258H124V260H125ZM98 259H100V261H102L101 260L102 257L98 258ZM142 261L140 262L141 264H143ZM144 264H145V262H144Z\"/></svg>",
  "mask_w": 264,
  "mask_h": 264
}]
</instances>
